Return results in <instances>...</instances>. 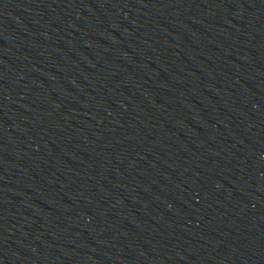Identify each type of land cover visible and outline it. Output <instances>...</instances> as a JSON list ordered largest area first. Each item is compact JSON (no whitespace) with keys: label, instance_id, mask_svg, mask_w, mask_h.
<instances>
[{"label":"water","instance_id":"1","mask_svg":"<svg viewBox=\"0 0 264 264\" xmlns=\"http://www.w3.org/2000/svg\"><path fill=\"white\" fill-rule=\"evenodd\" d=\"M0 264H264V0H0Z\"/></svg>","mask_w":264,"mask_h":264}]
</instances>
